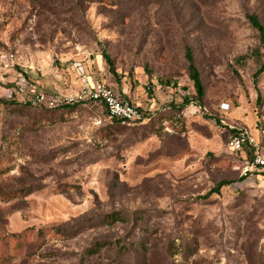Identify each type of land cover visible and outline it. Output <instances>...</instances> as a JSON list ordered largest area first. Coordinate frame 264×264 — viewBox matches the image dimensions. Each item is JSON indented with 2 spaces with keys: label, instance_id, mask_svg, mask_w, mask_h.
Here are the masks:
<instances>
[{
  "label": "rangeland",
  "instance_id": "obj_1",
  "mask_svg": "<svg viewBox=\"0 0 264 264\" xmlns=\"http://www.w3.org/2000/svg\"><path fill=\"white\" fill-rule=\"evenodd\" d=\"M250 15L264 26V0H0V264H264V174L247 171L215 115L225 103L226 123L264 127ZM187 49L205 97L178 112L177 92L158 101L151 86L195 96ZM87 80L162 113L119 125L91 103L20 102ZM115 212L125 221L106 225Z\"/></svg>",
  "mask_w": 264,
  "mask_h": 264
},
{
  "label": "built area",
  "instance_id": "obj_2",
  "mask_svg": "<svg viewBox=\"0 0 264 264\" xmlns=\"http://www.w3.org/2000/svg\"><path fill=\"white\" fill-rule=\"evenodd\" d=\"M16 80V85L21 92L28 91V84L25 76L20 74ZM153 95L159 101V93L169 96L171 92H177L179 98L187 97V93L183 90L176 89L175 85H159L152 81L151 86ZM33 90V89H29ZM43 90V89H42ZM40 91L34 87V93H31V98L27 102L33 106H44L48 109H55L64 104H82L91 103L103 108L107 114V120L118 121L121 124L127 125H145L149 121V115H155L158 111L162 110V107H155L150 109L146 104L142 107L140 103L134 102L122 97V95L113 87L107 86L104 83L88 82L80 88L75 94H69L64 99L47 100L44 94V90ZM148 96V95H147ZM170 97V96H169ZM171 98V97H170ZM151 101L149 97L145 102ZM173 100V99H172ZM194 106L193 104L191 105ZM207 116H212L206 108H202ZM231 111L229 104H221L216 110L215 115L221 117L224 114H228ZM217 123L227 129L229 133L228 147L234 153H247L250 151L251 158L247 161V171H258L264 174V127L258 131L256 136L251 129L246 127H236L225 122V119H219Z\"/></svg>",
  "mask_w": 264,
  "mask_h": 264
},
{
  "label": "trees",
  "instance_id": "obj_3",
  "mask_svg": "<svg viewBox=\"0 0 264 264\" xmlns=\"http://www.w3.org/2000/svg\"><path fill=\"white\" fill-rule=\"evenodd\" d=\"M248 20H249V23L251 24V26L259 33L260 39H261V42H262V46L264 48V26L261 24L260 20L255 15L248 16ZM102 55H103L104 59L106 60L107 64L109 65L110 69H112L113 64H112L110 56L107 53H103ZM186 60H187L188 65H189V67H188L189 78H190L191 82L193 83L194 90H195V96L194 97L180 98L182 105L180 107H178V108H176V106L173 107L174 111L176 110L178 112L182 111L185 106L192 105V104L194 106L197 105V106H199L201 108L199 103H201V101L205 97L204 84H203L200 72H199V70L197 69V67L195 65L194 57H193V55L191 53V50H189V49H187V51H186ZM263 72H264V64L261 67L260 71L257 73L258 76L261 75ZM167 85H170V84H167ZM20 102H22L23 104H25L28 107L35 108V109L38 108V109H42V110H46V111H70V110H72L74 108L83 106L82 104H69V105L64 104V105L58 106L55 109H48L47 107H44V106H33L31 103H29L27 101H25V103L23 101H20ZM173 104H174V101L171 103V105H173ZM161 111H158L155 115H149L148 123L152 122L159 114H161L162 113ZM216 117H218V120L220 119L219 115H217V114H216ZM209 118L212 119L213 117L209 116ZM111 123H116V124L121 125V123L118 122V121H112ZM248 156H249V158H251L250 151H248ZM230 184L231 183H229V182H221V183H219L217 185V187L215 189H213L206 196V198L209 197L212 193H219L220 190L224 186H228ZM124 221H125V219H124L123 215L121 213H119V212L108 214L103 219V222L106 225H108V226H113V225H115L117 223H123ZM45 231H53V228L40 231L39 234H38L39 237H41V235L43 237V233ZM56 233H58V232H56Z\"/></svg>",
  "mask_w": 264,
  "mask_h": 264
}]
</instances>
